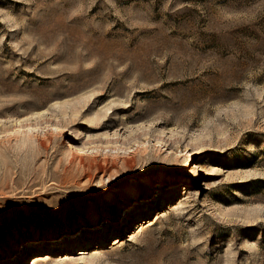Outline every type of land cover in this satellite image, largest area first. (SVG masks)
Wrapping results in <instances>:
<instances>
[{
	"label": "rangeland",
	"instance_id": "374dc122",
	"mask_svg": "<svg viewBox=\"0 0 264 264\" xmlns=\"http://www.w3.org/2000/svg\"><path fill=\"white\" fill-rule=\"evenodd\" d=\"M0 264H264V0H0Z\"/></svg>",
	"mask_w": 264,
	"mask_h": 264
},
{
	"label": "bare ground",
	"instance_id": "6f19581e",
	"mask_svg": "<svg viewBox=\"0 0 264 264\" xmlns=\"http://www.w3.org/2000/svg\"><path fill=\"white\" fill-rule=\"evenodd\" d=\"M66 130V129H65ZM188 153H190V157H194L197 153H199V152H195V151H189ZM196 153V154H195ZM170 179V178H169ZM168 179V180H169ZM117 209H119L120 210V208L118 207ZM124 212L126 213V214H128L129 212H127L126 210H124ZM122 215V214H121ZM111 216H112V214H111ZM111 219H114V218H111ZM96 222H98V219H95L94 220V223H96Z\"/></svg>",
	"mask_w": 264,
	"mask_h": 264
}]
</instances>
